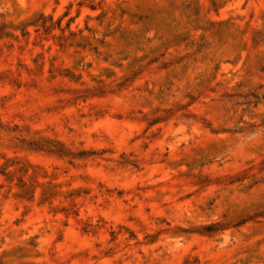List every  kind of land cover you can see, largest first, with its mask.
<instances>
[{
    "label": "rangeland",
    "instance_id": "1",
    "mask_svg": "<svg viewBox=\"0 0 264 264\" xmlns=\"http://www.w3.org/2000/svg\"><path fill=\"white\" fill-rule=\"evenodd\" d=\"M0 264H264V0H0Z\"/></svg>",
    "mask_w": 264,
    "mask_h": 264
}]
</instances>
